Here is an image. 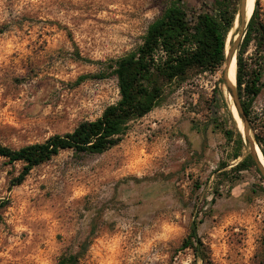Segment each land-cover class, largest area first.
<instances>
[{
	"label": "rangeland",
	"instance_id": "obj_1",
	"mask_svg": "<svg viewBox=\"0 0 264 264\" xmlns=\"http://www.w3.org/2000/svg\"><path fill=\"white\" fill-rule=\"evenodd\" d=\"M172 1L0 0V143L43 142L99 117L119 99L110 60L136 49ZM177 1L191 21L214 2ZM258 14L264 22V0ZM233 30L226 48L243 39ZM242 57L258 68L264 49L250 42ZM221 80L220 69L172 81L116 145L62 150L20 184L24 162L0 156V264H55L76 252L78 264H194L181 249L193 219L210 264H264V179L233 169L242 156L224 133L234 108ZM262 82L247 120L253 138L264 137V71Z\"/></svg>",
	"mask_w": 264,
	"mask_h": 264
},
{
	"label": "trees",
	"instance_id": "obj_2",
	"mask_svg": "<svg viewBox=\"0 0 264 264\" xmlns=\"http://www.w3.org/2000/svg\"><path fill=\"white\" fill-rule=\"evenodd\" d=\"M180 1V0H179ZM237 6L235 0H214L204 4L188 20L185 8L177 0L172 1L147 27L141 44L129 53L111 59L109 69L117 79L119 99L107 105L94 120H83L69 132L54 134L43 142L20 148L0 143V156L10 162H24L23 171L15 178L20 184L30 169L62 150L101 153L116 145L128 128L129 122L144 116L157 106L164 95V87L174 80L183 81L190 73L222 71L226 60L227 35L232 28ZM244 36L236 54V89L243 115L250 121V107L261 91L264 63L258 68L246 70L242 57L250 42L259 51L264 49V22L258 14V0L249 15ZM223 82V80H221ZM224 102L222 90L216 95ZM219 104L214 105L217 108ZM232 129H224L228 140L233 141L232 157L242 156L233 169L241 171L250 167L261 174L253 156L243 155L245 144L231 112ZM255 141L264 158V137L256 135ZM262 175V174H261ZM264 179V177H262ZM190 249L201 264H210L209 248L197 233V222L192 220L181 249ZM81 252L63 254L55 264H78Z\"/></svg>",
	"mask_w": 264,
	"mask_h": 264
},
{
	"label": "water",
	"instance_id": "obj_3",
	"mask_svg": "<svg viewBox=\"0 0 264 264\" xmlns=\"http://www.w3.org/2000/svg\"><path fill=\"white\" fill-rule=\"evenodd\" d=\"M246 3H247V0H238L237 13H236L233 25H232V28L234 29L233 30L234 34L240 33L239 34L240 38H243L244 33H245L244 32L245 27L249 21V18L246 20ZM237 41L238 40L235 41V40L230 39L228 42V48H226V60H225L224 68H223L222 80H223V83L226 87V90H227L230 98L232 99V102L234 104V107L236 108L238 116L242 120L243 129L240 130L238 127H237V129L240 132L241 137L243 139V142L248 149L247 153H249L253 156V158L255 159V161L257 163L258 169L260 170L262 176L264 177V164L261 162V160L258 157L256 147H255V145H257V143L255 141V138H253V136L250 134L247 118L242 113V110H241V107L239 104V100H238L236 84L232 83L228 78V73H229L231 61L234 57L236 58L235 53H236V49L238 48V44H239V41H238V43H237ZM231 113H232V111H231ZM232 117H233V115H232ZM233 120H234V117H233ZM257 147L259 148L258 145H257ZM259 150H260V148H259ZM262 158H263V155H262ZM263 160H264V158H263Z\"/></svg>",
	"mask_w": 264,
	"mask_h": 264
},
{
	"label": "bare ground",
	"instance_id": "obj_4",
	"mask_svg": "<svg viewBox=\"0 0 264 264\" xmlns=\"http://www.w3.org/2000/svg\"><path fill=\"white\" fill-rule=\"evenodd\" d=\"M253 0H247L246 3V20L248 19L249 15L251 14L252 8H253ZM236 58L234 57L231 61L230 64V68H229V73H228V78L232 83L236 82ZM232 107L234 108V112L232 113L234 120L236 122L237 127L242 130L243 129V125H242V120L241 118L238 116V113L236 111V108L234 107V105L232 104ZM256 147V151L258 154L259 159L261 160V162L264 164V160L262 158V154L259 150V148L257 147V145H255Z\"/></svg>",
	"mask_w": 264,
	"mask_h": 264
}]
</instances>
